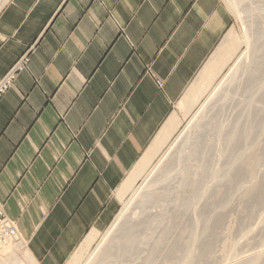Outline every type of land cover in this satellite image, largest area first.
<instances>
[{
  "label": "crops",
  "instance_id": "0c3cea01",
  "mask_svg": "<svg viewBox=\"0 0 264 264\" xmlns=\"http://www.w3.org/2000/svg\"><path fill=\"white\" fill-rule=\"evenodd\" d=\"M2 4L0 78L26 63L0 100V205L37 264H65L110 222L177 103L224 71L232 13L223 0Z\"/></svg>",
  "mask_w": 264,
  "mask_h": 264
},
{
  "label": "rangeland",
  "instance_id": "374dc122",
  "mask_svg": "<svg viewBox=\"0 0 264 264\" xmlns=\"http://www.w3.org/2000/svg\"><path fill=\"white\" fill-rule=\"evenodd\" d=\"M223 1L232 13L230 42L232 39L237 42L236 50L228 59L224 71L203 89L188 109L181 110L177 103L175 116L178 123L174 131L131 186L122 192L119 207L110 222L100 230H90L65 264L74 258H78L76 264H143L151 252L153 260L147 264H163L165 260L170 261V264H181L187 253L195 257L200 252L210 235L205 229L207 218L218 213L222 217L216 228L218 238L211 249L212 257L209 256L204 264H239L243 259L264 251V223L261 221L264 217V202L253 209L245 203L244 190L249 185L247 178L239 183L241 188L232 192L229 202L212 205L209 212L204 210L207 203L214 202L218 190H224L233 179V169L230 171L228 166L233 159L235 161V155L226 149L225 133L235 124L246 122L252 109L259 108L264 112V100L261 98L264 78L262 82L257 79L256 69L262 61V51L256 49V45L264 40V0ZM3 2L0 0V6ZM251 76L256 79L247 85ZM219 126L222 134L217 133ZM260 127L262 131L255 127L241 143L243 149L264 144V128ZM262 162L264 164V160ZM263 164L256 170L257 180L264 179ZM200 165L206 168L205 172L200 171ZM165 172L167 174L163 176ZM184 172L189 178L196 177V173L198 177L202 175L198 194L185 209L179 191L187 179ZM150 194H166V198L145 203L143 197ZM130 227L136 229L139 243L130 252L131 256H119L115 247ZM164 227L171 230L164 231ZM163 232L166 233L165 237ZM89 235H92V239L88 242L86 239ZM17 238L21 237L17 235ZM17 238L13 241L19 244L12 247L9 244L11 240L0 243L7 249L2 250L0 247V264H15L17 260L20 264H37L36 260L28 262L25 259L29 252L23 239ZM158 239L161 242L156 244ZM174 243L178 248L175 247L173 253L167 255L166 251Z\"/></svg>",
  "mask_w": 264,
  "mask_h": 264
},
{
  "label": "bare ground",
  "instance_id": "6f19581e",
  "mask_svg": "<svg viewBox=\"0 0 264 264\" xmlns=\"http://www.w3.org/2000/svg\"><path fill=\"white\" fill-rule=\"evenodd\" d=\"M261 36L258 35V37H261ZM262 41H263V43H262ZM262 41L260 42V45H258V46L256 45V47H257L256 49H261V51H262L260 53V58H261L262 61L260 63V66L257 65V67H256V69L258 68L257 79L260 80V82H262V79L264 78V40H262ZM236 47H237V42L234 39H232V42H230V44L227 47H225V50H224V54L223 55H224V57H226L225 61H227L233 55V53L236 50ZM255 79L256 78L251 76L247 80V85H249V83L252 82ZM208 81L209 80H205L204 82L200 83L199 87L197 89H195L194 92H191L190 94H188L189 97H187V98H185L184 100L181 101V104H180L181 110L184 111V110L188 109L191 106V104L195 101L197 96L200 95V93L203 91V89L208 85ZM216 88H218V87H216ZM261 98L264 100V85L262 86ZM173 117H171L172 121L169 124L168 128L166 127L167 128V132L165 131V133L163 134L162 138H160L161 136L159 137V140H158L159 143H157L158 146L156 144L155 147L150 148V150L141 158V160L138 163V165L136 166V168L124 180V182L121 185V188L119 190V193L122 194L123 191L127 190L129 188V186H131L132 182L136 179V177L139 175V173L142 171V169L145 167V165L153 157V155L159 149V147L161 146L163 141L166 138H168L169 135L171 134V132L174 130V128H175V126L177 125L178 122H177L176 116H173ZM263 123H264V112L259 110V108H255V109H252L251 114H250V116H249V118H248V120L246 122H244L242 124L239 123L237 125L235 124V126H232V128L227 133H225L224 140H225L226 149L227 150L230 149L232 152H234V155H235L234 158H235V161L237 162L236 165H235L234 164L235 161L233 159L231 161V163H229L230 167L227 165L228 168H230V171H231V169H233L232 170V174H231V177L233 179L227 185V187L224 190L223 189L218 190V193L214 196V199H213L214 202L213 203H207L205 208H204L205 211L207 210V212H209L210 211L209 208L212 205H215V204H217V205L218 204L219 205L220 204H226L227 202H229L230 201L229 199L233 195L232 192L235 191L236 189L242 187L239 183L242 181L243 178H247L248 179L247 183H249V185L247 184V187L244 190V194H245L244 198L246 199L245 203H247L249 205V207L251 209H253L258 204L264 202V179H259V180L256 179V173L258 174V172L256 170H257V168H259V165L262 162V160H264V144L261 145V146H258V147L256 145L249 146L250 149L247 148V147H246V149H243L242 144H241L252 133V131H253V129L255 127H259V131H262L263 129L260 126H262L264 128V124ZM217 129H218L217 133L222 134V131L220 130V126ZM262 164H263V162L261 163V165ZM199 169H200L201 172L203 170L205 172V170H206V168H204L203 165H200ZM258 171H259V169H258ZM166 174H167V172H165L162 175L165 176ZM259 174H260V172H259ZM195 175H196V177L194 176L192 178H189V175L186 174L185 178H187V179L181 184V187H180L179 191H180V194L182 195L181 197H182V207H183V209H185L189 205L190 200L192 198L196 197L197 194H198L199 184H200V179L199 178L202 175L199 174L200 177L197 176V173ZM247 179H244V180L247 181ZM244 185L246 186V184H244ZM243 189H244V187H243ZM121 194H119V197L121 196ZM143 198H144V202L145 203H149V202L158 201V200H160L162 198H166V194H156V195L155 194H150V195L146 196V198L145 197H143ZM240 199L242 200V198H240ZM221 218L222 217H221L220 213H218L214 217H208L207 218V222L205 224V229L210 232V235L207 238V242L204 243L203 247H201L200 252L195 257H192L190 253H187L182 258L181 264H204V262L208 259V257L212 255L211 254L212 253L211 251L213 250L212 246L214 245L216 238H218V237H216V235H217L216 228H217L218 224L220 223ZM117 220H118V218H117ZM261 221L264 223V217H263V220H261ZM133 228L130 227V228L126 229L124 234H123V236L118 241V243H117L115 248H117L116 250L119 251V256L120 255L127 256L128 254H130V256H131L130 252L133 251V249L135 248L136 244L139 243L138 242V237H137V234H136V231H135L136 229H133ZM263 229H264V227H263ZM167 230H171V228L166 227L164 229V231H167ZM227 231H228V229H227ZM227 233H229V231ZM165 234L166 233L163 232V237H165ZM219 238H221V237H219ZM17 239L20 240V238H17ZM91 239H92V235H89L86 240L89 242ZM229 241H230V239L228 240V242ZM160 242H161V240L158 239L156 241V244H158ZM224 242H225V240H224ZM9 244L12 247L14 245H18L19 243L17 241L14 242L13 240H11V242ZM0 247L2 248V250H7L6 246H4V245H0ZM175 247L178 248L176 243H174V245L171 247V249L166 251L167 255H169L170 252L173 253ZM224 247H226V246H224ZM225 249H227V248H225ZM0 253H1V250H0ZM152 257H153V252H151L147 256V258L145 259L143 264H147V263L151 262L153 260ZM129 258L130 257L128 256V259ZM25 259L28 262H32V261L35 260L31 256L30 253H29V255H27L25 257ZM125 259H126V257H125ZM77 260H78V258H74L68 264H76ZM243 260L239 264H264V251L257 252L255 254H253L252 256L246 258L244 261ZM14 263L15 264H20V262L18 260H17V262H14ZM163 264H170V261L165 260L163 262Z\"/></svg>",
  "mask_w": 264,
  "mask_h": 264
},
{
  "label": "built area",
  "instance_id": "2783aa9c",
  "mask_svg": "<svg viewBox=\"0 0 264 264\" xmlns=\"http://www.w3.org/2000/svg\"><path fill=\"white\" fill-rule=\"evenodd\" d=\"M26 58L18 61L10 70L0 78V100L2 95L10 88L14 82L16 72L25 65ZM157 86L162 87V82L157 80ZM18 232L13 222L3 213L0 205V243H7L17 238Z\"/></svg>",
  "mask_w": 264,
  "mask_h": 264
}]
</instances>
